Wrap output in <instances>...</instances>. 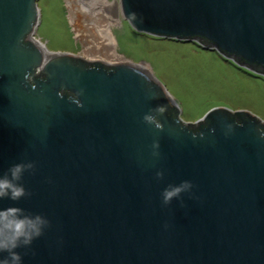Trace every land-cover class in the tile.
Here are the masks:
<instances>
[{
	"label": "water",
	"instance_id": "obj_1",
	"mask_svg": "<svg viewBox=\"0 0 264 264\" xmlns=\"http://www.w3.org/2000/svg\"><path fill=\"white\" fill-rule=\"evenodd\" d=\"M37 1L0 0V175L35 164L20 181L31 195L0 209L50 222L16 249L22 264H264V120L201 119L136 60L54 54L31 40ZM118 1L135 33L196 42L264 78V0ZM168 103L163 130L143 121Z\"/></svg>",
	"mask_w": 264,
	"mask_h": 264
},
{
	"label": "rangeland",
	"instance_id": "obj_2",
	"mask_svg": "<svg viewBox=\"0 0 264 264\" xmlns=\"http://www.w3.org/2000/svg\"><path fill=\"white\" fill-rule=\"evenodd\" d=\"M37 10L36 38L54 53L80 54L82 44L70 21L66 1L38 0ZM79 22L77 26L81 27ZM119 29L114 38L117 41L115 49L128 60L149 67L151 74L201 119L202 113L226 109L255 111L264 120L263 77L239 68L219 52L203 48L196 42L135 33L124 20ZM91 45L90 50L98 54ZM112 50L106 51V58L113 57L115 50Z\"/></svg>",
	"mask_w": 264,
	"mask_h": 264
},
{
	"label": "clouds",
	"instance_id": "obj_3",
	"mask_svg": "<svg viewBox=\"0 0 264 264\" xmlns=\"http://www.w3.org/2000/svg\"><path fill=\"white\" fill-rule=\"evenodd\" d=\"M136 19L135 14H132L130 20ZM26 80L31 79V75L25 76ZM35 87V86H33ZM83 94L81 89L74 95L68 97L69 101L75 103L78 107H82V102L78 97ZM58 95L63 98L62 93ZM164 97L169 101L170 98L164 94ZM168 105H157L151 109L149 113L143 116V121L148 125H153L158 130H163L159 116H162L167 111ZM155 113V115L153 114ZM231 129L232 125L229 124ZM160 147L159 141H154L152 144V155L158 157L157 151ZM35 164L33 162H20L13 164L6 173L0 175V199H10L19 201L31 193L26 191L20 181L27 171H34ZM158 179H162L164 173L158 171L156 173ZM193 185L191 181H182L179 185H168L163 192L162 200L165 205L169 204L174 198H178L181 193L189 192ZM50 226L49 220L40 214L26 213L24 209L16 206H10L0 209V253H7L6 257L0 258V264H22V255L16 251L18 248H30L33 241L44 234V230Z\"/></svg>",
	"mask_w": 264,
	"mask_h": 264
},
{
	"label": "bare ground",
	"instance_id": "obj_4",
	"mask_svg": "<svg viewBox=\"0 0 264 264\" xmlns=\"http://www.w3.org/2000/svg\"><path fill=\"white\" fill-rule=\"evenodd\" d=\"M64 1H66L68 7V14L71 18L70 21H72L74 27H76V35L78 36L79 41L82 44V50L78 48L80 49V51L78 52L80 54H78L77 56L106 58V54H108L106 51L113 49L112 51L115 50V54L112 53L113 57L108 58L128 60V57L124 56V54H122L118 49H115L116 40H114V38L116 39V33L120 30L119 28L121 27L123 22L120 2H114L113 0ZM78 21H80L79 23L81 27L77 26ZM114 30H117L115 32V35L113 32ZM35 34L36 31L34 30L33 36H31V40L46 48V45L40 42L36 38ZM91 43L93 44L94 49H97L99 52H101H97L98 54L92 52L90 50V48L92 47ZM54 54L57 55L59 53ZM142 66L151 73L149 67L145 65Z\"/></svg>",
	"mask_w": 264,
	"mask_h": 264
}]
</instances>
